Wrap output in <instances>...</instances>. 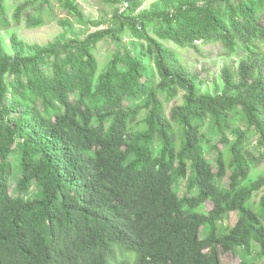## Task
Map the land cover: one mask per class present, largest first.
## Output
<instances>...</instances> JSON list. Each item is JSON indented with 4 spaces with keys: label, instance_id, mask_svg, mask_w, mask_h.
I'll return each instance as SVG.
<instances>
[{
    "label": "trees",
    "instance_id": "trees-1",
    "mask_svg": "<svg viewBox=\"0 0 264 264\" xmlns=\"http://www.w3.org/2000/svg\"><path fill=\"white\" fill-rule=\"evenodd\" d=\"M53 1L94 23L76 0ZM108 1L123 4L112 28L12 35V55L0 40V264H264V175L243 185L264 160V0ZM51 2H22L12 20L39 27ZM209 43L239 56L216 94L177 52Z\"/></svg>",
    "mask_w": 264,
    "mask_h": 264
},
{
    "label": "rangeland",
    "instance_id": "rangeland-1",
    "mask_svg": "<svg viewBox=\"0 0 264 264\" xmlns=\"http://www.w3.org/2000/svg\"><path fill=\"white\" fill-rule=\"evenodd\" d=\"M27 0H4V6L7 13V18L10 25L6 28L0 27V40L4 51L10 55L13 54L11 37L15 35L17 39L26 44H46L53 41L57 37L63 36L66 40L75 38H84L89 33L97 30H103L114 27V13L121 11L123 4L111 2L108 0H76L82 9L86 19L92 20L94 23L88 25L80 24L75 17L68 14L66 11L60 9L52 0L50 12H44L45 22L39 27H27L24 21L16 23L12 20V13L14 7ZM155 0H141V9L148 8ZM67 18L70 25L64 27L60 23V19ZM132 39L130 33L124 34L123 40L127 43ZM113 41L105 39L101 41L96 50V57L100 66H103L109 59L110 52L114 49ZM177 52L180 54V60L197 75V82L200 92L216 94L220 93L223 82L221 78V70L224 66H231L235 68L239 62L237 54H230L221 44L209 43L200 45L198 49H181ZM181 101V95H178L175 100L167 104V109L175 102ZM236 126H244L241 121L234 122ZM246 131V130H245ZM248 137V145L254 146L257 140V135L253 130L246 131ZM226 135H231L227 132ZM214 142H217L218 136L213 135ZM221 148V145H219ZM264 175V160L255 168L251 169L249 177L244 181L243 185L251 186L260 176ZM186 183L183 180L182 187ZM226 181L223 184L226 185ZM211 208V203L206 202L199 208L200 211L205 212ZM237 215L232 213L229 218L222 220V224H233ZM257 246L252 245L253 253L257 251ZM241 252V251H240ZM227 264H238L239 258L232 256H224L222 258Z\"/></svg>",
    "mask_w": 264,
    "mask_h": 264
}]
</instances>
